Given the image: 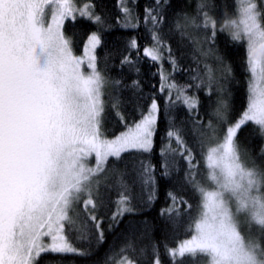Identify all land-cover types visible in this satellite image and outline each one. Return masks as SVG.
<instances>
[{
	"label": "snow or ice",
	"instance_id": "6c2138e0",
	"mask_svg": "<svg viewBox=\"0 0 264 264\" xmlns=\"http://www.w3.org/2000/svg\"><path fill=\"white\" fill-rule=\"evenodd\" d=\"M187 7L173 0H144L142 6L140 0H119L113 17L73 0H0V264H63L66 256H93L106 241L99 213L109 189L117 194L109 230L125 214L150 210L158 191L152 156L161 115L167 125V142L162 138L159 150L161 175L170 178L185 161L181 186H191L193 201L206 180L197 170V146L216 139L225 126L223 141L208 147L207 169L226 164L235 175L243 160L264 170V0H235L238 19H228L225 11L219 31L211 0H197L191 12ZM78 16L94 25L82 55L73 47ZM68 21L73 23L66 27ZM141 27L150 41L143 56L136 36L121 48L106 47V33ZM223 33L228 38L221 52ZM243 47L246 59L240 55ZM116 57L122 70L136 75L111 76ZM144 58L159 65L158 92L149 81L145 93L139 67ZM165 58L171 72L164 68ZM187 61L181 84L172 73ZM177 107L186 112L180 125L173 117ZM247 121L259 126L257 156L249 148L254 136L237 137ZM137 186L142 195L134 196ZM166 195L171 204L161 214L176 229L182 220L179 205L188 202L172 190ZM197 208L189 204L186 210L191 239L177 248L166 246L171 260L188 253L191 264H207L202 227L193 230L191 213ZM255 235L264 240V231ZM94 264H161L159 247L138 246L126 236Z\"/></svg>",
	"mask_w": 264,
	"mask_h": 264
},
{
	"label": "trees",
	"instance_id": "16d2710c",
	"mask_svg": "<svg viewBox=\"0 0 264 264\" xmlns=\"http://www.w3.org/2000/svg\"><path fill=\"white\" fill-rule=\"evenodd\" d=\"M213 4L217 6V11L215 13V18L217 20V30L219 31L220 25L223 23V19L225 18L224 13L227 12L228 19H237L238 15L235 13V0H211ZM74 3L78 7H83L85 4H94L96 6L95 10L99 13L102 10L106 13L111 14V16L115 17L117 14V4L119 0H74ZM144 0H140L141 6L143 5ZM173 3H179L183 6H188L187 10L189 12L193 11L197 0H173ZM142 12V7H141ZM115 22V21H113ZM73 23L72 21L66 22V27L68 24ZM77 27L80 29L78 35L73 38V47L76 54L81 55L83 52V45L86 43L87 35L90 34L89 30L94 28V25L90 24L86 19H82L79 16L75 21ZM71 35V33H66ZM129 36H136L138 40V44L141 46V56H143V46L147 43H150L149 37L143 27L135 30V31H126V30H112L106 33L103 37L104 43L106 47L115 50L116 48H121L123 46L124 40H126ZM227 34L223 33L218 36L219 45L221 52H224V42L227 39ZM177 39L179 37L177 36ZM186 43H188L189 47L187 51L191 52L192 44L187 38H185ZM170 45L175 50L176 49V40L170 41ZM104 49L98 48L97 52L102 55ZM179 55V52H177ZM240 55L246 59V47L240 48ZM165 57H167V53H165ZM231 59V57H229ZM119 57H116V66L111 67L109 74L111 76H117L121 72H123V78L128 79L129 77H134L136 74L129 73L127 67L123 70L119 67ZM190 63V61L181 63V70L172 75L175 77V80L178 83H185L187 79V71L186 64ZM164 68L171 72V67L165 58ZM140 74L141 79L144 83L143 87L145 93L149 91V85L147 82H151V84L156 85V90L158 92L159 88V65H153L151 61L147 58H144L140 65ZM237 76L241 80V84L243 85V89H246V81L244 80L243 74L239 71V67L237 65ZM203 96V93H201ZM243 110H246V102L244 104ZM242 110V111H243ZM241 111V116H242ZM136 119L139 118V111L134 113ZM174 121L176 124L180 125L182 119L186 118V112L182 107H177L173 112ZM201 117L205 123L208 121V116L201 111ZM239 119V117H237ZM129 123L132 122L131 116L128 120ZM166 121L161 115V118L158 120L157 125V134L155 137V146L154 152L152 156L153 164L155 165V175L157 178L158 191H157V199L155 203L152 205L150 210L141 211L139 213L125 214L118 222V225L111 230H109V224L111 223V214L116 210V200L117 194L114 189H109L110 199L106 201L105 206L101 209L99 215L102 220V228L104 229V235L106 237V241L99 250L91 257L86 259H81L75 256H66L63 259V264H94V262L98 260H102L104 253L108 250L110 245L115 244L117 247L123 241L126 236H131L135 239L138 246L140 245H148L151 246L153 243L158 245L159 247V259L161 260V264H191V254L186 253L184 257H176L174 260H171L168 255H166L165 248H174L181 241L190 238L192 235L191 231H186V227L188 223H190L189 217L186 214V210L189 208V204H194L198 206L199 196L198 194L195 196V200L193 201L190 197L193 193V189L190 185L184 184L183 187L181 183L183 181L184 173L186 171L185 164L186 162L181 160L179 162L178 173H174L170 178H164L161 175V157L159 156V150L161 148L162 138L166 141ZM183 127H188L187 124L183 125ZM117 130H119L120 126H116ZM227 126L224 127L223 131L218 133L216 139L206 142L205 145L201 148L199 145L197 146L196 152V165L198 173L205 175L207 174V165L205 162L206 153L209 146H215L218 142L223 141V136L226 135ZM252 135L254 139L252 140L249 148L251 149V154L253 156H257V149L261 144V137L259 135V126L253 124V122H247L245 125L241 126V129L237 130V137L240 140H243L246 136ZM237 137L234 138V142L238 143ZM188 142L192 143V137H187ZM174 143V142H173ZM199 178V177H198ZM108 183H112V181H108ZM172 190L176 192L180 197H182L188 203L181 204L179 207L182 212V220L180 227L174 229L172 225L168 222L167 214L162 215L161 210L170 206L171 201L167 198V191ZM133 195H142L139 187H134ZM195 211H192L191 216L195 218ZM200 256L201 254H197Z\"/></svg>",
	"mask_w": 264,
	"mask_h": 264
},
{
	"label": "clouds",
	"instance_id": "9594fccd",
	"mask_svg": "<svg viewBox=\"0 0 264 264\" xmlns=\"http://www.w3.org/2000/svg\"><path fill=\"white\" fill-rule=\"evenodd\" d=\"M239 163L240 171L235 175L226 164L208 170L205 183L198 189L193 230L198 224L202 227L208 246L201 252L207 264H264V240L255 235L264 231V170L243 160ZM197 235L200 238V233Z\"/></svg>",
	"mask_w": 264,
	"mask_h": 264
},
{
	"label": "rangeland",
	"instance_id": "374dc122",
	"mask_svg": "<svg viewBox=\"0 0 264 264\" xmlns=\"http://www.w3.org/2000/svg\"><path fill=\"white\" fill-rule=\"evenodd\" d=\"M73 2H74V0H73ZM237 19H238V17H237ZM143 52V51H142ZM82 54H83V52H82ZM81 54V55H82ZM247 122H251V121H247ZM247 122H245V123H247ZM235 138V137H234ZM205 162H206V165H207V161H206V159H205ZM187 239H191V237L190 238H187ZM182 242V241H181ZM179 246V244L176 246V247H174V248H177ZM177 257H178V255H177Z\"/></svg>",
	"mask_w": 264,
	"mask_h": 264
}]
</instances>
